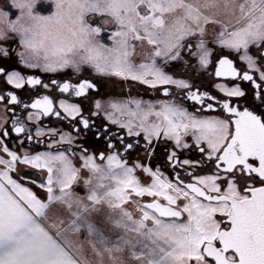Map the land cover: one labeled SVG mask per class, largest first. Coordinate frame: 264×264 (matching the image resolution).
<instances>
[{
  "label": "snow or ice",
  "instance_id": "1",
  "mask_svg": "<svg viewBox=\"0 0 264 264\" xmlns=\"http://www.w3.org/2000/svg\"><path fill=\"white\" fill-rule=\"evenodd\" d=\"M0 83V264H264V0H0Z\"/></svg>",
  "mask_w": 264,
  "mask_h": 264
},
{
  "label": "flooded vegetation",
  "instance_id": "2",
  "mask_svg": "<svg viewBox=\"0 0 264 264\" xmlns=\"http://www.w3.org/2000/svg\"><path fill=\"white\" fill-rule=\"evenodd\" d=\"M237 66L242 67V65H237ZM212 71H213V69H212ZM211 72H206V74L201 73L200 78H198V77L196 78L195 84L198 87H201L202 90H207L208 92H210L213 95H217L219 97H222L223 94L219 93L218 90L214 89V87H213L214 77L209 74ZM56 75L57 74H43L42 78L47 81L48 77H50V76L54 77ZM69 75H70V73H69ZM64 78L66 79L67 76H65ZM215 82L226 83L227 81L225 78H215ZM4 87L10 88L11 86H7V85L0 83V88H4ZM15 91H16V94L18 95V98L21 99L25 103L30 102L31 99L35 97V90H31L27 86L23 90H15ZM104 92L106 93L105 96L111 95V94L107 95V92H109V93L113 92V94L123 92L126 94L129 92V87L127 84H125L124 88L121 89L119 84H117V86L115 88H113L112 85L109 84V85H106L104 88L101 89V93L104 94ZM138 92L141 96H143L146 99L150 98L151 96H155V93H148L144 87L139 86V85H135L131 89V94L136 95ZM51 95L56 96L57 94L51 93ZM60 98H68V94H63ZM69 102L70 103L71 102L81 103V100L79 98L71 97V98H69ZM82 104L86 110L91 107V105L87 101H83ZM21 111H22V109L17 108L16 114L19 115ZM8 116L11 117L12 114L8 113ZM45 123L47 124V119L45 120ZM66 124H67V121H65V125ZM49 126H56L54 123V118H53V124L49 125ZM13 139H14V134H13ZM9 146L14 148L15 143H11ZM26 147L29 149H32L33 147H35L37 150H43L44 149L43 145H34L33 143L27 144ZM172 147H173V145L171 142L164 141L163 139L157 141L156 147H155V155L149 161V163L151 164V166H153V168L160 167L162 169V171H164L165 175H169V176H171V174H172V169L169 168L166 164V155L172 149ZM140 156L143 157V153H140ZM182 158L197 159L199 157H198V154L195 152H193V153H187L186 152L183 154ZM198 171H200V170H198ZM204 171H207V169H205ZM145 199H147V198H145Z\"/></svg>",
  "mask_w": 264,
  "mask_h": 264
},
{
  "label": "rangeland",
  "instance_id": "3",
  "mask_svg": "<svg viewBox=\"0 0 264 264\" xmlns=\"http://www.w3.org/2000/svg\"><path fill=\"white\" fill-rule=\"evenodd\" d=\"M209 29L211 30V26H209ZM211 71H212V68L210 67V68L208 69V71H207V72H211ZM204 74H206V72H204ZM200 75H201V73H200V72H198L196 76H197L198 78H200ZM108 85H109V84H108ZM118 88H119V87H118ZM108 89H109V88H108ZM108 89H107V90H108ZM105 94H106V93L104 92V94H103V95H105ZM109 94H111V95H112V94H113V92H112V93H109V92H107V95H109Z\"/></svg>",
  "mask_w": 264,
  "mask_h": 264
}]
</instances>
